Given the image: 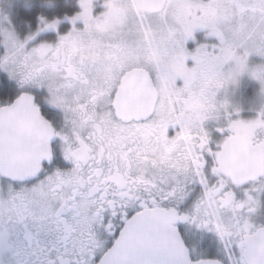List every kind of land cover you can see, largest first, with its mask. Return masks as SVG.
Returning a JSON list of instances; mask_svg holds the SVG:
<instances>
[{"label":"snow or ice","instance_id":"6c2138e0","mask_svg":"<svg viewBox=\"0 0 264 264\" xmlns=\"http://www.w3.org/2000/svg\"><path fill=\"white\" fill-rule=\"evenodd\" d=\"M19 18L23 38L0 17V264H264V107L222 96L245 72L264 93V0Z\"/></svg>","mask_w":264,"mask_h":264},{"label":"flooded vegetation","instance_id":"af4514ba","mask_svg":"<svg viewBox=\"0 0 264 264\" xmlns=\"http://www.w3.org/2000/svg\"><path fill=\"white\" fill-rule=\"evenodd\" d=\"M197 35L200 38L199 32ZM259 64H264V57L255 53L250 55L249 65L256 66ZM237 84L229 86L222 93V96L228 100L231 108L239 109L242 116H255L257 111L264 107V93L260 92L259 82L251 76L240 81L238 86Z\"/></svg>","mask_w":264,"mask_h":264},{"label":"rangeland","instance_id":"374dc122","mask_svg":"<svg viewBox=\"0 0 264 264\" xmlns=\"http://www.w3.org/2000/svg\"><path fill=\"white\" fill-rule=\"evenodd\" d=\"M22 2L23 0H0V17H4L5 19L10 18L11 24L15 26L16 31L19 33L21 38H23L26 34L34 30L33 28H30L28 32L22 33L21 29L19 28V23L17 22V12L18 7L19 5H22ZM249 77H251L249 72L241 74L237 86L239 85L240 81H243L244 78Z\"/></svg>","mask_w":264,"mask_h":264},{"label":"trees","instance_id":"16d2710c","mask_svg":"<svg viewBox=\"0 0 264 264\" xmlns=\"http://www.w3.org/2000/svg\"><path fill=\"white\" fill-rule=\"evenodd\" d=\"M54 2H55V0H53V3ZM17 14H18L17 22L19 23V28L21 29L22 33H26L27 31L30 30V28H32L31 27V21L30 20H27V19H25L24 21H21V19L19 18V7H18Z\"/></svg>","mask_w":264,"mask_h":264}]
</instances>
